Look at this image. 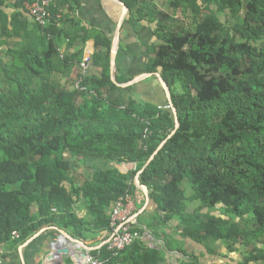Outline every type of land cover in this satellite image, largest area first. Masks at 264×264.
I'll list each match as a JSON object with an SVG mask.
<instances>
[{
    "label": "trees",
    "instance_id": "trees-1",
    "mask_svg": "<svg viewBox=\"0 0 264 264\" xmlns=\"http://www.w3.org/2000/svg\"><path fill=\"white\" fill-rule=\"evenodd\" d=\"M121 1L129 20L154 24L155 32L165 30L168 13L154 0ZM169 2L188 9L215 6L236 20L229 37L208 22L170 31L161 43H152L147 68L159 73L170 90L176 128L166 98L162 104L138 102L128 94L133 85L111 81V40L105 35L91 34V65L101 68L100 75L80 70L69 84L60 83L64 69L79 66L84 53L80 47L71 55L60 54L57 23L62 15L45 26L34 22L28 30L21 14H8L0 0L1 33L19 36L5 52L9 73L0 88V243L22 244L44 226L84 239V223L91 224L89 237L103 234L106 240L113 205L140 192L135 177L165 140L138 177L156 208L178 218L199 243L219 226L226 247L239 239L227 220L212 214L217 206L239 219L250 236L246 243L264 240V73L254 62L264 57V0ZM16 7L23 9L20 3ZM89 37L86 33L76 41ZM242 77L247 82L242 84ZM65 151L78 159L64 157ZM114 163H134L135 168L122 173ZM97 164L108 167L78 185L69 176L79 166ZM188 190L190 200H198L207 212L184 211ZM84 211L87 218L80 216ZM139 220L140 214L135 227L157 237L152 224L142 226ZM14 231L19 237L13 241ZM90 253L104 264H166L164 254L140 240L117 255L103 243ZM245 261L264 264V252H250Z\"/></svg>",
    "mask_w": 264,
    "mask_h": 264
},
{
    "label": "crops",
    "instance_id": "crops-1",
    "mask_svg": "<svg viewBox=\"0 0 264 264\" xmlns=\"http://www.w3.org/2000/svg\"><path fill=\"white\" fill-rule=\"evenodd\" d=\"M125 4L121 0H63L60 13L62 20L57 23L61 30L58 50L60 54L71 55L83 48L84 53L92 55L95 51L94 39L91 34L105 35L111 40L110 48V79L112 48H115L114 55V71L113 76H119L126 79V82L114 83L120 87L133 85L132 90L128 93L136 101H148L155 104H162L166 99V93L162 84L156 75L148 71L147 65L151 57V46L154 43L152 36V25L145 21H135L128 19L129 9L123 6ZM4 10L8 14L19 12L21 19L26 23L28 30L33 29L34 22L23 9L16 7L14 0H4ZM89 34V39L83 43H78L76 38L79 36ZM103 51L107 50L102 48ZM80 68L77 63L71 64L64 69L63 77L57 81L68 84L72 82L79 74ZM89 75L99 76L101 68L99 66L91 65L87 72ZM66 80V81H65ZM166 98V99H165ZM103 170L107 169V165L97 164V167ZM118 170L123 172V168H131L135 166L134 163H114ZM93 169L90 165H83L76 168V172L83 174ZM128 170H125L126 172ZM134 184L138 190V186L134 180ZM143 194V196H142ZM145 197L142 189L134 192L135 203L138 205L141 198ZM139 211V210H138ZM59 227L44 226L34 233L24 243L19 245H7V250L3 256L0 264H36L41 261L45 255L43 239L45 237L53 238L52 231L55 230L57 234ZM61 229V228H60ZM49 238V240H51ZM75 242L82 244V247L89 248L84 245L80 239H75ZM28 241V242H27ZM27 242V243H26ZM87 248V249H88ZM58 258V257H57Z\"/></svg>",
    "mask_w": 264,
    "mask_h": 264
},
{
    "label": "rangeland",
    "instance_id": "rangeland-1",
    "mask_svg": "<svg viewBox=\"0 0 264 264\" xmlns=\"http://www.w3.org/2000/svg\"><path fill=\"white\" fill-rule=\"evenodd\" d=\"M169 1H153V5L159 6L162 10H164V12L168 13L167 17L164 19V22L166 24L165 30H158V32H155L154 27L156 25L152 24V36L155 41L154 43H161L162 37L167 35L170 31H181L183 28H193L197 24L206 25L208 22L215 24V27L218 28V33L220 36L229 37L233 34V26L236 20L230 12L219 11L215 6H201L195 7L193 9H188L185 6L177 7L173 2ZM242 13L243 10L241 14ZM18 37L19 36L16 35L14 37L12 36V34L8 35L6 33H1L0 31V88H2L5 84L6 76H8L9 73L7 69L9 66L8 64L10 57L5 55V52L13 45L15 41L19 40ZM235 38L236 40H239L237 36ZM263 61L264 57L262 60H260L259 58L254 62H258V65L264 73ZM5 66H7L6 70H4ZM240 82H242V84L244 82H247L246 78L242 77ZM63 156L73 160L78 159L76 155H73L68 151H65L63 153ZM134 168L135 166L132 167L131 170H133ZM124 169L130 171V168L126 169L125 167L123 168V170ZM87 170L88 171H86V173L83 172V174H80L76 172V169H74V171L69 172V176L71 178H74L75 183L78 185L84 180L90 179L91 176H93L95 170L101 171L103 169L101 167L99 168L98 166L96 168ZM118 171L121 172L120 170ZM124 171L122 173L128 172ZM138 188H140V186H138ZM188 192V198L184 200V211H199V213L207 212L206 208L200 209L201 204L198 200H190L192 190H188ZM147 193L148 198L146 196L142 197L140 202L138 203V205L136 204V208L132 212H136L137 210H139V222L142 226H148V224H152V232H154V234L156 232L158 235L157 237L152 236L151 244H146V248H157L160 253L164 254L166 264H262L261 261H250L247 263L245 260L250 252L258 254L264 252V240L258 237L250 244L246 243V241L250 239L249 234H247L239 225V219L232 217L231 213L226 211L222 207L217 206L212 211V214L227 220L229 227L234 229L239 236L237 243H235L231 247H226L224 239L221 238L225 234L223 226L217 227L216 234L209 237L207 241L203 243L194 241L187 234V227H185L178 218H168L167 215L169 213L167 211L157 209L156 205L149 197L148 189ZM88 215V211H84L80 216H83V218H87ZM200 219H202V216L197 218V220ZM90 229L91 224H83V228H81V231L85 235V237H87L84 239H80V241H82L84 245L89 246V250L91 251L93 248L103 243V239L105 238V236L103 234H99L89 237L92 234ZM52 233V239L54 240L56 236H58V234L57 232H55V230H53ZM199 234L200 233L197 232L196 236H199ZM49 238L51 239V237L49 236L43 239L44 246L47 248L45 249L46 253L43 256L42 260H44L51 251V240H49ZM71 243L76 245V248L74 249H77L78 245L80 246L79 248H82V244L75 242V240H71ZM55 248L56 251H58V258L56 259L57 264H75L74 257H71L75 254L73 251L68 250L67 252L62 251V253H60V250L62 249L60 245Z\"/></svg>",
    "mask_w": 264,
    "mask_h": 264
},
{
    "label": "built area",
    "instance_id": "built-area-1",
    "mask_svg": "<svg viewBox=\"0 0 264 264\" xmlns=\"http://www.w3.org/2000/svg\"><path fill=\"white\" fill-rule=\"evenodd\" d=\"M16 3H20L23 10H25L28 16L32 19L33 22L37 23L40 26H45L52 22L54 18H60V7L59 4L62 0H14ZM55 10V12H53ZM91 66V55L88 53H83L79 67L81 73L84 75L88 72ZM78 82L76 83V85ZM134 195L128 194L125 197L119 198L112 207L110 214V227L111 232L106 240L103 241V244H107L108 250H110L114 255L119 254L126 247L131 245L134 241L140 240L146 244H151L152 235L146 229L141 230L133 225L134 219L138 216L139 211L136 212ZM53 212H57L55 208H52ZM19 237L18 232L14 231L12 233L11 239L14 241ZM63 240L65 243L60 244L63 249L66 248L68 244L71 243V240L66 239L63 235L58 233V236L50 243L51 251L45 257V264H57L56 256L54 255L55 245ZM68 243V244H67ZM6 243H0V263L5 254ZM80 246H77V249L74 250L76 254L71 257H74L75 264H104V261L93 256L90 253V250ZM50 255V256H49Z\"/></svg>",
    "mask_w": 264,
    "mask_h": 264
},
{
    "label": "water",
    "instance_id": "water-1",
    "mask_svg": "<svg viewBox=\"0 0 264 264\" xmlns=\"http://www.w3.org/2000/svg\"><path fill=\"white\" fill-rule=\"evenodd\" d=\"M123 4V3H122ZM123 6L126 8L125 4H123ZM111 54H112V60H111V73H112V80L114 83H117L116 82V79L115 77L113 76V71H114V55H115V48H112L111 50ZM156 75L158 76L161 84H162V87L164 88L165 90V93H166V97H167V100L168 102L171 104V107H172V112H173V115H174V123H175V128L178 126V116H177V111L176 109L172 106V102H171V95H170V90L166 84V82L162 79L161 75L159 73H156ZM174 132V130L172 131V133ZM166 141V140H165ZM163 141L156 149L155 151L153 152V154L151 155V157L149 158V160L146 162V164L144 165V167L137 173L136 177H135V182H136V185L137 186H140V188L142 189V191L145 193V196L148 198V193H147V189L144 185L140 184V181H139V174L143 171V169L150 163V161L152 160V158L155 156V154L158 153V151L160 150V148L162 147L163 143L165 142ZM59 233L61 235H63L66 239H69V240H74L65 230L63 229H58ZM31 239V238H30ZM30 239L28 241H30ZM27 241V242H28ZM26 242V243H27ZM88 248V247H87ZM90 249V248H88ZM68 250L67 249H63V252H67ZM50 256V255H49Z\"/></svg>",
    "mask_w": 264,
    "mask_h": 264
},
{
    "label": "bare ground",
    "instance_id": "bare-ground-1",
    "mask_svg": "<svg viewBox=\"0 0 264 264\" xmlns=\"http://www.w3.org/2000/svg\"><path fill=\"white\" fill-rule=\"evenodd\" d=\"M63 243H65V242H64L63 240H61L59 243H57V244L55 245V247H57L58 245L63 244ZM67 244H68V243H67ZM55 247H54V248H55ZM66 248H67V250H69V251H73V252H74V250H76V249H74V248H76L75 245L72 244V243L68 244V245L66 246ZM74 253L76 254V252H74ZM54 255L56 256L55 258H57L58 251H56V248H55V251H54Z\"/></svg>",
    "mask_w": 264,
    "mask_h": 264
}]
</instances>
